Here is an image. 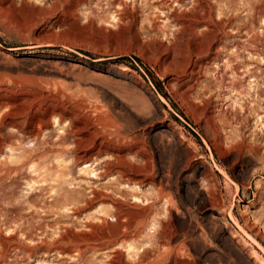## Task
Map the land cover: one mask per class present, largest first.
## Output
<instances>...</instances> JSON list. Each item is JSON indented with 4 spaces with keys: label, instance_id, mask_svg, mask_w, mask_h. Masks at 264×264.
<instances>
[{
    "label": "rangeland",
    "instance_id": "rangeland-1",
    "mask_svg": "<svg viewBox=\"0 0 264 264\" xmlns=\"http://www.w3.org/2000/svg\"><path fill=\"white\" fill-rule=\"evenodd\" d=\"M0 88V264L264 260V0H0Z\"/></svg>",
    "mask_w": 264,
    "mask_h": 264
},
{
    "label": "bare ground",
    "instance_id": "bare-ground-1",
    "mask_svg": "<svg viewBox=\"0 0 264 264\" xmlns=\"http://www.w3.org/2000/svg\"><path fill=\"white\" fill-rule=\"evenodd\" d=\"M6 103H9V102L7 100H4V96H0V107L4 104L6 105ZM23 104H24V107L19 108L15 112L12 111V117H14V118L15 117H21V116L24 117L25 118L24 121L29 122L31 127H32V129L29 131L30 134L37 133V135H39V132L42 131V122H44L43 121L44 116H47L49 119L53 118L54 116H58L59 118H62L67 113V111L69 113H72V108L65 106L64 103L62 101H60L59 98H56V97L50 98V99H48L45 95H41L40 98H37L36 96L27 97L23 100ZM10 105H12V104H10ZM11 107H13V106H11ZM10 111H11V109H10ZM1 117H2V115H1ZM70 119H71V121L73 120V118L71 116H70ZM78 129L80 130V127ZM77 130L74 129L73 127L70 128V131H72V132H77ZM26 140L27 139L25 138V141ZM30 140H31V138H30ZM117 206H119V205H117ZM116 209L118 210L117 207H116ZM120 212L121 211L118 210L117 214L119 215ZM115 214H116V211H114L113 215L111 213V216H113L115 220H117V219L119 220V218L121 216L119 218H117L118 216H117V214L116 215ZM124 216H126V215H124ZM118 220L116 221V223L119 222V224H120V221H118ZM117 227L119 228L120 226H117ZM173 237L174 236H172V235H165L164 233H161L160 235L155 236V238L152 239V244H151V245L154 244V246H152L151 248H150V246L145 247L141 251L137 252L138 253L136 256L137 262L136 261L135 262L138 264H197L196 260L193 257H189V256L185 255V251L187 250V248H185L186 250L184 251V249H183L184 239L181 243L179 242L180 244H178V245L170 246V247L167 246L168 248H165V247L161 248V246H160V245H162V244H160L161 241L164 242L163 244L166 243V245H171L170 243L173 240ZM175 238L176 237H174V241H175ZM199 238H200V236H198V237L196 236L195 238L190 239V241L194 242V241L198 240ZM151 250L157 251V253L155 255H153L152 257H151ZM263 251H264V249H263ZM252 257L257 259V261L259 259V256L256 254V252H253ZM259 264H264V260H259Z\"/></svg>",
    "mask_w": 264,
    "mask_h": 264
}]
</instances>
